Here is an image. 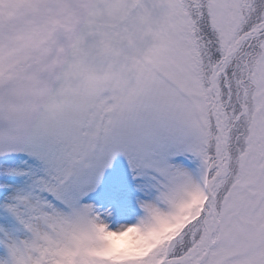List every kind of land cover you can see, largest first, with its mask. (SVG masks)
I'll list each match as a JSON object with an SVG mask.
<instances>
[{"label": "rangeland", "instance_id": "374dc122", "mask_svg": "<svg viewBox=\"0 0 264 264\" xmlns=\"http://www.w3.org/2000/svg\"><path fill=\"white\" fill-rule=\"evenodd\" d=\"M131 1L47 0L52 6L49 11L45 0H17V11L24 2L31 4L26 10H35L36 16L17 13L13 26L0 24V123L21 128L39 123L70 130L85 124L87 129L93 128L94 121L98 128L104 119L101 132L88 135L84 145L87 152L90 145L93 152H99L137 115L162 113L184 150L195 151L198 158L190 159L194 166L158 170V178L143 191L129 214L146 218L147 232L140 235L141 240L128 244V250L119 239L103 238L100 219L94 215L98 213L89 205L59 216L47 230L37 232L31 247L38 256H28L32 264H66L75 258L80 244L98 259L151 264L158 240L177 232L202 210L208 159L203 160L197 144L216 92L205 88L211 76L207 78L197 63L189 6L185 0H140L130 7ZM208 4L210 23L222 46L233 48L228 0H209ZM40 16L51 22L40 24ZM154 35L158 36L157 50L151 44ZM114 52L130 64L135 63L131 54L136 55L134 61L147 72L156 66L172 88L156 73L138 71L140 66L136 70L133 65L119 77L118 67L124 64L120 63L116 74ZM13 60L18 63L17 74L12 71L17 65ZM255 71L263 103L253 118L247 150L239 158L235 184L222 204L224 229L218 226L224 231L205 264H264V52ZM95 112L105 115L92 117ZM76 115L79 119L73 120ZM220 116L226 122L225 115Z\"/></svg>", "mask_w": 264, "mask_h": 264}, {"label": "snow or ice", "instance_id": "6c2138e0", "mask_svg": "<svg viewBox=\"0 0 264 264\" xmlns=\"http://www.w3.org/2000/svg\"><path fill=\"white\" fill-rule=\"evenodd\" d=\"M87 137L83 127L0 123V264H32L37 232L89 205L115 229L158 170L194 166L162 113L137 115L99 152H87Z\"/></svg>", "mask_w": 264, "mask_h": 264}, {"label": "trees", "instance_id": "16d2710c", "mask_svg": "<svg viewBox=\"0 0 264 264\" xmlns=\"http://www.w3.org/2000/svg\"><path fill=\"white\" fill-rule=\"evenodd\" d=\"M264 9V0H250V6L240 10L236 17L233 28L234 39H237L242 33L253 29L258 23L262 21V12ZM196 15L199 18L198 34L202 44L201 55L206 62L211 64L223 56V50L220 47L217 34L209 27L206 12L204 7L198 6ZM261 43L259 40L249 42L243 46L237 55H235L228 65L226 70L227 83L229 84V92L225 89V80H220V88L222 90V99L225 101L228 94L230 95V104L227 111L236 115L240 112V106L243 102L242 91L238 85L241 80L243 86L247 90V97L244 100L246 106V113L242 116L238 123L233 126L230 141V151L232 156L231 170L234 172V160L238 150L244 148L245 134L249 131L250 122L253 113H255L258 103L256 101V87L252 80H246V69L250 68L253 71V66L257 58L261 54ZM255 97V98H254ZM241 134H244L241 136ZM236 139V142L234 141ZM233 177H229L226 185L218 193L219 203L222 200V195L225 190L231 185ZM201 228L200 220L187 226L180 238L176 239L170 255H180L191 245V234L194 230L196 233L194 238H197Z\"/></svg>", "mask_w": 264, "mask_h": 264}, {"label": "bare ground", "instance_id": "6f19581e", "mask_svg": "<svg viewBox=\"0 0 264 264\" xmlns=\"http://www.w3.org/2000/svg\"><path fill=\"white\" fill-rule=\"evenodd\" d=\"M217 125L220 127V120L217 118ZM223 135V140L222 136ZM221 136V137H220ZM217 151L215 156V161L213 167L218 170L217 175L214 178V181H217L221 175L225 173V145L224 141V133L220 130L219 137H217ZM213 181V182H214ZM204 191V189H203ZM203 206H207L209 209L212 207V203L210 197L204 191V197L202 200ZM96 219L97 216L100 219L99 225L102 229L103 238H107L108 240H116L119 239V242H123L125 247L123 249L128 250L127 247L131 243H136L141 240L140 235L143 234L145 230L144 224L146 223V219H138L133 216H126L123 218V222L119 223L118 226L113 229L111 227V223L108 220V214L105 213L103 216L100 214H94ZM212 224H211V209L207 211V219L205 222V233L200 239V241L187 253V255L183 258V260L179 261L182 263H194L205 251L207 244L209 243V236L211 234ZM120 231V232H119ZM139 236V237H138ZM129 244V245H128ZM121 249L120 251H122Z\"/></svg>", "mask_w": 264, "mask_h": 264}, {"label": "water", "instance_id": "95a60500", "mask_svg": "<svg viewBox=\"0 0 264 264\" xmlns=\"http://www.w3.org/2000/svg\"><path fill=\"white\" fill-rule=\"evenodd\" d=\"M229 56V53L226 55V58Z\"/></svg>", "mask_w": 264, "mask_h": 264}]
</instances>
